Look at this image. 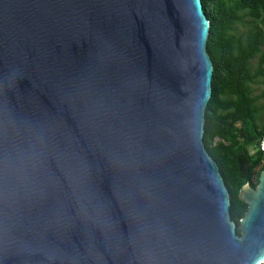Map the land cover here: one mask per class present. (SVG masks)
Returning <instances> with one entry per match:
<instances>
[{
  "label": "water",
  "instance_id": "water-1",
  "mask_svg": "<svg viewBox=\"0 0 264 264\" xmlns=\"http://www.w3.org/2000/svg\"><path fill=\"white\" fill-rule=\"evenodd\" d=\"M201 0H0V264H264L207 150Z\"/></svg>",
  "mask_w": 264,
  "mask_h": 264
},
{
  "label": "trees",
  "instance_id": "trees-1",
  "mask_svg": "<svg viewBox=\"0 0 264 264\" xmlns=\"http://www.w3.org/2000/svg\"><path fill=\"white\" fill-rule=\"evenodd\" d=\"M201 1L210 20L207 51L214 66L204 140L241 234L248 205L240 191L247 184L256 189L264 172V0Z\"/></svg>",
  "mask_w": 264,
  "mask_h": 264
},
{
  "label": "built area",
  "instance_id": "built-area-1",
  "mask_svg": "<svg viewBox=\"0 0 264 264\" xmlns=\"http://www.w3.org/2000/svg\"><path fill=\"white\" fill-rule=\"evenodd\" d=\"M262 149L264 151V139H263V142H262Z\"/></svg>",
  "mask_w": 264,
  "mask_h": 264
},
{
  "label": "rangeland",
  "instance_id": "rangeland-1",
  "mask_svg": "<svg viewBox=\"0 0 264 264\" xmlns=\"http://www.w3.org/2000/svg\"><path fill=\"white\" fill-rule=\"evenodd\" d=\"M264 88V86L261 87V89ZM254 153V150L252 151Z\"/></svg>",
  "mask_w": 264,
  "mask_h": 264
}]
</instances>
